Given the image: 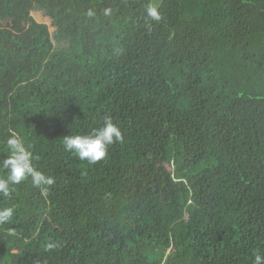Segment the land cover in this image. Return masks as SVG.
Returning a JSON list of instances; mask_svg holds the SVG:
<instances>
[{"label": "trees", "instance_id": "16d2710c", "mask_svg": "<svg viewBox=\"0 0 264 264\" xmlns=\"http://www.w3.org/2000/svg\"><path fill=\"white\" fill-rule=\"evenodd\" d=\"M155 2L162 19L139 16L114 58L73 44L100 88L81 98L54 88L35 127L19 126L33 166L55 180L42 220L18 201L28 181L0 194V209H15L0 232L26 240L24 264L264 256V0ZM105 116L123 139L104 159L90 164L64 149L63 136L87 134Z\"/></svg>", "mask_w": 264, "mask_h": 264}, {"label": "rangeland", "instance_id": "374dc122", "mask_svg": "<svg viewBox=\"0 0 264 264\" xmlns=\"http://www.w3.org/2000/svg\"><path fill=\"white\" fill-rule=\"evenodd\" d=\"M148 3L156 4L155 0H0V170L8 174L2 161L10 155L9 137L18 138L31 153L32 145L18 128L35 127L51 90L59 88L81 98L104 84L87 58L76 57L73 44H80L87 56L114 58L121 37L146 14ZM105 8L111 9L110 15L103 14ZM25 180L29 186L18 201L27 216L42 220L48 210L46 195L30 177ZM25 243L20 236L0 232V264H24Z\"/></svg>", "mask_w": 264, "mask_h": 264}, {"label": "clouds", "instance_id": "9594fccd", "mask_svg": "<svg viewBox=\"0 0 264 264\" xmlns=\"http://www.w3.org/2000/svg\"><path fill=\"white\" fill-rule=\"evenodd\" d=\"M111 9L105 8L103 14L110 15ZM145 13L152 21H160L162 15L154 3H148ZM89 17L94 15L92 10L87 12ZM121 129L114 123L111 116H105L102 124L87 134H68L63 136V146L68 152H72L81 160H87L90 164H96L107 155L109 145L122 141ZM10 155L2 161V167L7 170L6 178H0V194L7 197L12 191V186L21 183L26 178H31L35 187L41 188L46 193L48 186L55 183L54 177L45 175L32 164L30 152L16 137L7 140ZM14 207L0 209V224L8 223L14 215ZM13 233L10 231L9 235ZM253 264H264V256L255 254Z\"/></svg>", "mask_w": 264, "mask_h": 264}]
</instances>
